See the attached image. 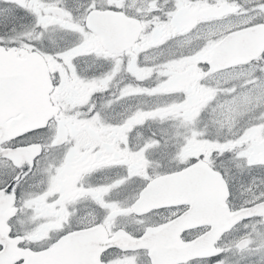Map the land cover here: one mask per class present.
Wrapping results in <instances>:
<instances>
[{"label": "snow or ice", "instance_id": "6c2138e0", "mask_svg": "<svg viewBox=\"0 0 264 264\" xmlns=\"http://www.w3.org/2000/svg\"><path fill=\"white\" fill-rule=\"evenodd\" d=\"M0 264H264V0H0Z\"/></svg>", "mask_w": 264, "mask_h": 264}]
</instances>
